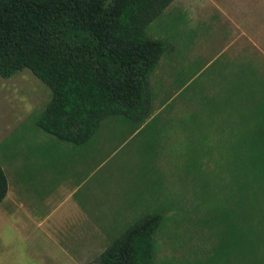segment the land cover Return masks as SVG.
<instances>
[{
  "label": "rangeland",
  "instance_id": "1",
  "mask_svg": "<svg viewBox=\"0 0 264 264\" xmlns=\"http://www.w3.org/2000/svg\"><path fill=\"white\" fill-rule=\"evenodd\" d=\"M215 1L173 0L146 32L170 46L177 29L169 24L168 9H216ZM167 58L166 52L149 79L151 104L161 117H110L82 145L60 141L37 126L52 93L31 71L0 76V164L10 186L0 219L53 215L42 229L35 223L18 231L12 226L23 221H0V264H60L52 260L76 237L78 263L101 264L108 246L153 214L161 216L153 240L155 264H264V201L254 196L261 185L241 190L230 157L229 145L246 125L238 121L233 140L226 133L230 127L202 126L198 133V127L186 126L181 118L189 110L183 111L182 94L177 88L168 92ZM262 64L263 89L256 91L264 101ZM92 230L95 244L87 254Z\"/></svg>",
  "mask_w": 264,
  "mask_h": 264
},
{
  "label": "trees",
  "instance_id": "2",
  "mask_svg": "<svg viewBox=\"0 0 264 264\" xmlns=\"http://www.w3.org/2000/svg\"><path fill=\"white\" fill-rule=\"evenodd\" d=\"M172 1L0 0V76L29 70L51 90L37 126L60 141L85 144L110 117L159 119L163 113L151 104L149 79L168 46L146 29ZM239 99L240 105L252 96ZM263 108L256 114L264 115ZM229 147L238 187L260 184L254 196L264 201V125H246ZM8 190L0 164V205ZM160 223L159 214L135 223L106 248L101 264H155Z\"/></svg>",
  "mask_w": 264,
  "mask_h": 264
},
{
  "label": "crops",
  "instance_id": "3",
  "mask_svg": "<svg viewBox=\"0 0 264 264\" xmlns=\"http://www.w3.org/2000/svg\"><path fill=\"white\" fill-rule=\"evenodd\" d=\"M215 3L216 9H168L169 24L177 29V33L172 35L174 41L166 51L164 77L168 92L170 88L173 92L177 88V94H182L183 111L189 110L181 118L186 126L198 127V133L202 132V126L230 127L226 133H230V140H233L232 136H237L238 128L234 127L239 126L238 121L250 126L261 125L253 122L264 121V115H252L264 107L262 93L256 91L263 89L260 72L264 63V0H217ZM250 87L253 91L249 90ZM244 94H251L253 99L259 95V100H243L239 105V96ZM170 103L171 100L167 101L168 106ZM241 109L248 114L244 118L239 114ZM29 182L28 174L23 178V189H27ZM52 216L7 214L0 221H23L25 224L21 227L12 226L18 231L29 229L35 223V228L42 229ZM94 244L92 230L86 244L87 254L88 248L92 252ZM78 250L76 237L74 245L71 242L70 249L61 248L59 253L63 256L52 261L79 264Z\"/></svg>",
  "mask_w": 264,
  "mask_h": 264
}]
</instances>
